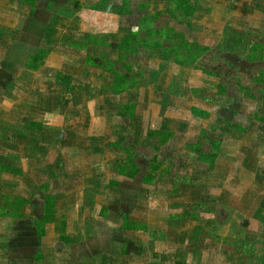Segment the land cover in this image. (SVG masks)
Returning a JSON list of instances; mask_svg holds the SVG:
<instances>
[{
	"label": "rangeland",
	"instance_id": "obj_1",
	"mask_svg": "<svg viewBox=\"0 0 264 264\" xmlns=\"http://www.w3.org/2000/svg\"><path fill=\"white\" fill-rule=\"evenodd\" d=\"M26 4L27 1L25 0H0V65H3V68H9L6 71L7 76L13 71L15 73L8 76V81L12 82L8 87V93L15 96L13 99L20 102V95L26 92L22 87H29L33 81L34 77L29 73L26 65L27 54L44 44L39 42L35 36L44 37V31H48V27L44 28V25L47 26L49 22L53 23L50 31H55L53 36H57L60 42L56 47L47 44L50 49L44 54L45 56L43 55L44 60H41L45 63L43 66L62 68V65L63 67L66 66L63 64L66 59L61 58L63 54L73 55L76 52L83 53L85 50H90L88 53L90 65L96 63L95 65L102 66L104 71H107L108 78L110 80L114 78V81L111 82L112 85L110 84L111 87L121 91L117 92L119 94L116 97L110 92H102V96L96 95L87 101L82 99L81 95L75 96L74 102L68 108L66 106L65 111L62 108L63 117L55 116L52 118L55 123L52 124L58 127L64 128L65 124L68 123L70 136L66 143L69 144V150L65 154L68 157L72 156L75 162L83 159L86 169L85 172L65 170V161H62L63 158L59 152L54 153L53 151V154L48 156H56L54 164L58 165L59 168L57 170L58 177L64 179L66 176L68 178L65 179V182L68 183L71 180L70 182L73 183L83 175L88 180L89 187L73 188L69 186L62 189L58 188L59 184L54 186L53 191L58 192L59 197H64L66 201L58 203L59 209L56 211L60 213V217L53 218L54 225L51 229L56 232L48 234L47 244L50 251L45 253L47 261L56 257L58 260L62 258L67 262H52L51 264H92L93 261L99 262L98 254L87 255L85 253L87 258L86 255L84 258L82 246L85 243L80 244L79 228L87 225L89 232H93V234H85V238L95 236V239L92 238L97 242L95 244L101 243L96 238H98L99 233L102 234V238L104 230L112 232L110 237L113 240L115 238V226L121 224L122 215L126 212H131L138 221L143 223H147L149 220L155 223L152 226L158 224V226L166 227L170 237H172L174 229H169L170 226H166L167 223L164 222L166 220L163 218V212H166L169 204H171V198H168L167 194L173 195L175 193V188H172L170 183L172 180L178 183L184 179V176L188 175L195 178L197 185H194L198 186L200 179L202 181L210 177V162L205 160L198 162L197 159L200 152L210 151L211 140L223 141V149L239 150V160L233 166L236 168L234 178L238 183L236 181L232 183L234 196L230 195V190L221 191L220 200L223 202L221 205L214 203L216 197L212 196L209 190L208 195L203 197L208 202L206 208H202L205 212L202 213L200 220H193L191 224L195 225L200 222L201 225H205L207 234L213 235L214 239H217L218 236L223 238L221 234L227 232V228L231 229L230 234L225 235L223 240L231 238L235 242L236 238L241 237L239 233L241 231L239 229L242 221L241 213L248 209L251 210L252 204L258 201V198L253 201L250 197L249 202L248 199L242 197V194H248L246 193L248 189L246 184H257L254 177L260 173L259 168H264V122H262L264 120V74H262L264 71V0H39L36 7L37 13L32 19L21 18L26 11L22 8H25ZM126 6H129L131 13L121 14L122 16L119 17L117 10L121 8L124 12ZM139 19L143 22L141 27L138 26ZM153 30H159L160 33L158 34ZM106 32L109 34L104 36ZM81 34L89 36V38L81 37L78 39L81 45L85 42L89 43L87 49L77 48L70 44L72 39L76 40ZM20 37L21 39L32 37V41L27 45L15 42ZM146 42L150 45H147ZM8 51L13 53L10 55L12 56L11 60L7 59ZM102 55L104 57H101ZM79 61L80 59L77 58L68 62L75 66L73 63L76 64ZM78 66L74 67L76 77H78L76 73L84 74L86 77H94L95 83L98 82L97 74L88 75L97 71L95 67L94 70L90 68L92 70L90 73H80L77 69ZM1 70L3 69L0 67V84L2 82L7 84L8 81H4L2 78L3 71ZM113 71H118L124 79L119 75H110ZM180 81H182V86H179ZM137 82L140 86L144 84L143 86H148L150 90L151 88L154 89L151 93L156 96L158 101L151 103L149 100L148 104L151 103V106L148 108L145 106L146 103L141 106V112H146L145 114L151 115L152 118L156 116L157 119L163 110L157 105L165 102L168 106L169 101L172 108H174L173 105L181 102L182 107H185L183 113H188L191 104L194 106L201 104L203 107L198 106L203 109L199 108V113H205L204 110L212 111L216 121L210 122L204 134L201 133L196 142L187 141L184 143L183 139L178 138L181 145L184 144L185 146L186 144L184 149L189 154L187 157H183L185 153L180 152L179 155L168 157V159L164 146H160L158 153L162 165L154 172L156 177L154 184L143 186L141 184L142 173H139L133 179H128L122 182L121 186H117L118 189H114L117 190L114 194L111 192L113 188L109 186L101 188L99 186L98 190L101 192L99 196L110 195L111 198L108 201L103 199L105 201L103 202L98 196L97 202L100 205L97 206V203H88L87 207L90 208V211L86 213L88 214L87 217L82 216L83 211L87 208L84 209L79 204L77 214L74 215L73 212L76 211L74 206L76 207L77 204H73V201L79 195L89 194V192L92 194L93 189L90 185H95L97 182L100 185L102 182L98 180V176H102L106 183L117 175L115 171L109 170L108 165H90L89 160L93 161V153L98 151L93 147H98L107 140H117L123 131L122 135L126 134V126L124 127L125 130L123 127L116 130L120 133L118 136L109 133L110 125L119 127L121 122L127 126L130 124L129 118L125 117L129 113H126L127 110L124 112L125 108L119 106L120 101L148 99V90L141 89L139 91ZM170 82L172 83L171 86H169ZM80 84H83L82 81ZM132 85L137 86L133 87ZM127 86L132 87L126 89ZM164 86H169L170 90L168 88L165 90ZM62 89L66 90L64 87ZM156 98L154 97L153 100ZM4 101L5 98L2 97L1 93L0 129L3 126L1 121L3 117L8 121H13V123L17 122L15 121L17 114H12V116L7 111V105L2 104ZM114 103H117V106L113 105ZM72 110L74 115L69 114L72 113ZM2 112L4 113L2 114ZM66 114H69V119H66ZM259 115L263 117H259ZM217 116L220 117L217 118ZM242 130L248 135H253L246 136L245 143L247 145L251 140L253 142V139H257L254 152L242 150L246 148L241 147L240 137L244 135ZM259 136L261 139L258 138ZM236 141L238 142L237 146L233 145ZM56 143V140L53 139V147L62 145L60 143L56 146ZM3 150H6L5 153L8 152L24 158L23 151L21 152L18 147L8 149L6 146L0 153L1 162H3L1 166L3 167L8 164L5 159L6 155L2 153ZM137 150L139 153L135 155L137 163L145 168L150 164V159L156 152L146 146ZM227 163V161L222 162V171L218 173L220 178L228 176L226 172L229 170ZM33 164L35 163L33 162ZM75 166L73 165L72 168ZM166 166L173 172H165ZM3 169L0 167L1 180L2 174L5 171L8 172L7 170L3 171ZM189 169L191 170L189 171ZM261 173H264V169ZM28 176L30 175L28 174ZM229 177L234 179L232 176ZM69 184L71 185V183ZM9 190L0 187V196L5 194L11 198L13 195L7 194ZM67 191L70 192L66 193ZM115 195H118L117 199L114 197ZM176 196L174 199L181 197L180 194ZM229 196H232L231 200L228 199ZM4 200L5 198L0 197V205L6 204ZM229 200L230 202L227 203ZM14 204L10 205L14 206ZM35 209L37 212L42 211V205L39 204V207ZM186 209H189L187 204L184 208H179L178 211H185ZM159 213L160 215H158ZM233 215L240 218L234 219ZM159 216L161 217L159 218ZM123 219L124 221L129 220ZM28 220L30 223L27 225L32 226L33 220ZM247 222L250 227L257 225V220L248 219ZM5 223L6 220L0 216V225L3 224L2 227H4ZM136 224L140 225L139 223ZM20 225L22 223L12 227ZM181 226L182 224L179 226L174 222L173 228H180ZM183 227H187L185 222ZM64 229L65 231L70 230L71 233L68 232L69 235L65 236L63 234ZM155 239L156 241L152 242V247H155L154 250L160 251L161 245L164 244L163 240L158 237ZM59 241L63 242L59 248L60 255L55 256L53 248ZM106 241L109 239L106 238ZM207 243L210 244L211 242L207 241ZM122 252L123 255L122 253L120 255L123 258L125 251ZM206 252H209L208 256L213 257L214 253L211 250ZM146 256L147 253L144 254V257L143 255L140 257L145 258ZM41 264L47 263L43 260Z\"/></svg>",
	"mask_w": 264,
	"mask_h": 264
},
{
	"label": "crops",
	"instance_id": "obj_2",
	"mask_svg": "<svg viewBox=\"0 0 264 264\" xmlns=\"http://www.w3.org/2000/svg\"><path fill=\"white\" fill-rule=\"evenodd\" d=\"M25 1H27V4L29 5L26 4L25 8H22L26 11H24L21 18L27 17L32 19L37 13L36 7L37 1L39 0ZM118 16L120 17L122 15L119 14ZM52 24V22H49L47 26L44 25V28L48 27V31H44L43 33L44 37L35 36L36 39H39V42L44 44L33 49L30 54H27L28 60L26 65L29 73H31L34 78L29 87H22L26 92L20 95V102L13 99L15 98L14 95L8 93V87L12 83L11 81H8V76L10 74H15L14 71L7 76L6 71H8L9 68H3V65H0L3 69L1 70L3 71L2 78L4 81H8L7 84H4L3 82L0 84V96L2 93V97L5 98V101L2 104L7 105V111L11 115L17 114L15 120L17 122L14 123L13 121L3 119L4 117L1 119L3 126L0 129V153L6 146L8 149L18 147L21 152L23 151L24 153V158H20L18 155L8 152L5 153L6 150H3L2 153L6 155L5 159L8 162L4 167L1 166L3 165V162H1L2 157L0 156V167L4 168L3 171H8H5V173L2 174L0 187L6 190L10 189L7 194L13 195L11 198L7 197L5 194L0 196L5 198L4 203H6L0 205V216L6 220L4 227H2L3 224L0 225V264H41L43 260L46 261L47 264H51L52 262L61 263V261H63L62 263H65V261L67 262V260H63L62 258L58 260L55 257L56 255H60L59 248L62 246L60 244L63 243L60 241L59 243H56L54 246L55 248H53L55 252V256L53 257H55V259L47 261L45 258V253L50 251V247L47 244L48 234L56 232L55 230H52V225H54L53 218L60 217V213L56 211L59 209L58 203L60 201H66L64 197H59V194H57L58 192H54L53 189L54 186H58V184V188L63 189L69 186H72L73 188L89 187V183L83 175L73 183L70 182L71 180H69L68 183L65 182L68 178L66 176H64V179L58 177L57 170L59 168L58 165L54 164L56 156H48L49 154H53V151L54 153L59 152L60 156L63 158L62 161H65V170H81V172H85L86 169L83 159L75 162L72 156L68 157L65 154L69 150V144L66 143L70 136V127L68 126V123L65 124L64 128L58 127L54 125L55 123L52 118L55 116H62V108L64 109L66 106L68 108L69 105L74 102L75 96L81 95L82 99L87 101V99H93L96 95L102 96V92H110L115 97L119 94L117 92H121L120 89L111 87V82L114 81V78H111L110 80L107 76V71H104L105 69L102 66L95 65L96 63L90 65L91 61L88 58L90 50L82 51L83 53L76 52L73 55L63 54L61 58L66 59V62L63 63L66 64V66L63 67L62 65V68L47 65L43 66L45 64L41 61L44 60L43 55L50 49L47 47V44L56 47L58 42H60V39H58L57 36H53L55 31H50ZM142 25L143 22L139 19L138 26L141 27ZM107 34H109V32H106L104 36ZM81 37L89 38L87 34H81L76 40L72 39L70 44L77 48L82 47L87 49V44L89 43L85 42L81 45L78 42V39H81ZM26 38L27 37L21 39L20 37L14 41L25 45L30 44L32 37L29 39ZM90 38H92V36H90ZM7 53L9 55L7 59L11 60L12 56L10 55L12 51H8ZM101 57H104V55ZM77 58H79L80 61L76 64L73 63L75 66L69 64L72 59L74 60ZM77 66L80 73H90L92 71L90 68L94 70L95 67L97 73L94 71L88 75L94 73L97 74L98 82L95 83L94 77H86L84 74L81 75L76 73L78 76L76 77L74 74V67ZM111 73L110 75L114 76L121 75L118 71H113ZM81 81L83 84H80ZM137 85L139 91L141 89L148 90V99L142 101H120L121 104H119V106L124 107V112L127 110L126 113H129V115L125 117L129 118L128 121L130 124L127 126L121 122L119 127H113L112 125L109 126V133L117 136L120 133L116 130L122 127L124 129L126 126V134L122 135L123 131L117 140H107L98 147H93L98 151L93 153L94 160H89L90 165H108L109 170L115 171L117 175L114 179L111 178L106 183L103 181L102 176H98V180L102 181L100 182V185H98V182L95 185H90L92 187L90 188L93 189L92 194L94 195L89 192V194L77 196L73 201V204H77L76 207L74 206L76 209V211L73 212L74 215L77 214L79 204H81L82 208H87L83 211L85 214H82L83 217H87L88 214L86 213H89L90 211V208L87 207L88 203H97L96 206L99 204L97 202L99 193H101L98 190L99 186H101V188H106L107 186L113 188L111 192L114 194V192L117 191L114 189H118L117 186H121V183L128 179H133L139 173H142L141 184L143 186L154 184L156 181L154 172L162 165L160 164V155L158 153L160 146H164V151H166L167 154L166 158L179 155L180 152L185 153L183 157H187L189 154L184 149L186 148V144L185 146L184 144L181 145L179 142L180 139L178 138L183 139L184 143L187 141L196 142L200 134H204L210 122L212 123V120L213 123L216 121L212 111L204 110L205 113H199V108L203 107L201 104H196V106L191 104L188 113H183L185 107H182L181 102L173 105L174 108H176L174 109L171 107L169 101L168 106L165 102L161 103V105L158 104L157 106L161 107L160 109L163 110L157 119L155 118L156 116L152 118L151 115L148 116L145 114L146 112H141V106L146 103L145 106L148 108L151 106V103L158 101L156 96L151 93L154 89L151 88L150 90L148 86H143L144 84L140 86L139 82H137ZM171 85L172 83L170 82L169 86ZM132 86H127L125 88L129 89ZM169 86H164V89L166 90L168 88V90H170ZM179 86H182V81H180ZM62 87L66 90L62 89ZM154 97L156 98L155 100H153ZM149 100H151L150 105L148 104ZM113 105L117 106V103H114ZM198 105L202 107H199ZM152 106L154 107V104H152ZM3 113L4 112H2V114ZM69 114L74 115L75 113L72 110V113ZM68 115L66 114V119H69ZM261 116L262 115H259V117ZM218 117L220 116H217V118ZM262 122H264V120ZM242 132L244 135L240 137L241 147H246L242 150H246V152L250 153L254 152L253 149L256 145L255 142H257V139H253V142L251 140L247 145L245 143L246 136L253 135H248L244 130H242ZM54 136L55 138H53ZM258 138H260V136ZM53 139L57 142L56 146L60 143H62V145L53 147ZM177 142L179 143L177 144ZM237 143L238 142L236 141L233 145L237 146ZM223 144V141L211 140L210 151L200 152L198 154V162H203L204 160L210 162V177L208 179L202 181L200 179V184L195 186L197 185L195 178H191L185 174L186 176H184L183 180H180L178 183L172 180V183H170L171 187L175 188V193L173 195L167 194L168 198H171V204H169L166 212H163V218L166 220L164 222L167 223V225L166 223L165 225L167 227H172H169V229H174L172 237H170L166 227L158 226V224V228L157 226H152L155 225V223L150 222L149 220L147 223H143L138 221L131 212H126L122 215L121 224L115 226V238L113 240L110 237L112 232L104 230L102 232L104 233L103 237L101 238L102 234L99 233L98 238H96V240L98 239L97 241H100L101 243L95 244L97 242L92 239L95 236L89 237L88 239L85 238V234L90 233L88 226L84 225L79 228L78 236H80L81 239L80 244L85 243V245L82 246L84 250V258L86 255L85 253H87V255L98 254L99 262L93 261L92 264H264V173H261L264 168H259L258 170L260 173L258 175L256 174L254 177L257 184H246V187L248 188L246 193L248 194H242V197L248 199L249 202L250 197L253 201L258 198V201L252 204L251 210L248 209L241 213L242 221L240 222L241 225H239V229L241 230L239 233L241 237L236 238L235 242H233L231 238L223 240L225 235L230 234V228H227V232L223 233V235L221 234L223 238L218 236L217 239H214L213 235L207 234L208 231L206 232L205 225H201L200 222L195 225L193 223L191 224V221L193 220H200L202 213L205 212L202 208H206L208 202L204 200L203 197L208 195L209 190L211 191L212 196L214 195L216 197L214 200L215 204L221 205L223 203L220 200V194L223 190H230V195L234 196L232 183H235L234 181L237 182V180L234 178L236 174L234 170L236 168L233 166L234 163L239 160V150L223 149ZM143 146L150 147L156 152L150 159V164L145 168L138 164L135 158V155L139 154L137 149ZM225 161L228 162L227 168L232 170L226 171L228 176L220 178L221 176L218 173H221L223 167L222 162ZM33 162L35 164H33ZM71 162L73 163L72 165ZM73 165L76 166L72 168ZM190 170L191 169H189V171ZM164 171L167 173H169V171L173 172V170L168 169V167ZM28 174L30 176H28ZM229 176H232L234 179L232 180ZM69 183H71V185ZM239 183L241 182L239 181ZM69 192L70 191H67L66 193ZM185 193L188 194L186 195ZM178 194H180L181 197L174 199ZM109 196L110 195H105L104 197L101 195L99 197H101L102 200L104 199L105 201H108V199L111 198V196ZM114 197L117 199L118 195H115ZM231 198L232 196L228 197L230 200ZM104 200L103 202H105ZM230 200L227 203H229ZM12 203L16 204H14V206L10 205ZM39 204L42 205V211L37 212L35 208H38ZM185 204H187L189 209L178 211L179 208H184ZM132 212L134 213V211ZM56 214H58V216H56ZM158 215H160V213ZM113 217L115 218L116 216ZM160 217L161 216H159V218ZM123 218L129 219V222L127 220L124 221ZM147 218L149 219V217ZM233 218L238 219L240 217L233 215ZM28 219L33 220L32 226L27 225L30 223ZM248 219H252V221L257 220V225H254V227L248 226ZM174 222L179 226L182 224L181 227H183V223L185 222L187 227L173 228ZM21 223L22 225L18 227H12L15 224L19 225ZM136 223H139L140 225ZM69 231L70 230L65 231L64 229L63 234L65 236L69 235V233H71ZM90 234H93V232ZM157 237L163 240L164 243L161 245L162 249L160 251L154 250L155 247H152V242H155V238ZM106 238L109 239V241H106ZM207 241H210L211 243L208 244ZM210 250L214 253L213 257L208 256L209 252H206ZM122 251H125L123 258L120 255L121 253L123 255ZM145 253H147V256L141 258L140 256L143 255L144 257ZM156 255L157 257H155Z\"/></svg>",
	"mask_w": 264,
	"mask_h": 264
},
{
	"label": "trees",
	"instance_id": "obj_3",
	"mask_svg": "<svg viewBox=\"0 0 264 264\" xmlns=\"http://www.w3.org/2000/svg\"><path fill=\"white\" fill-rule=\"evenodd\" d=\"M126 10L123 12L122 11V9L120 8V9H118L117 10V12L119 13V14H124V13H131V11H130V8H129V6H126V8H125ZM141 22H142V20H141ZM153 31H156V30H153ZM170 31V30H169ZM158 34L160 33V31L158 30V31H156ZM173 34V33H172ZM145 41H147V40H145ZM146 44L147 45H150L148 42H146ZM262 58V57H261ZM263 73L262 74H264V71H262Z\"/></svg>",
	"mask_w": 264,
	"mask_h": 264
}]
</instances>
